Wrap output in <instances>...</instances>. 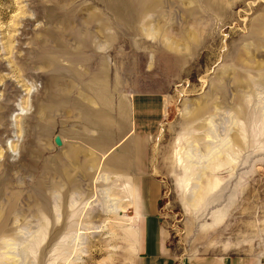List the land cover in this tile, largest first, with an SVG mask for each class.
Segmentation results:
<instances>
[{
    "label": "rangeland",
    "instance_id": "rangeland-1",
    "mask_svg": "<svg viewBox=\"0 0 264 264\" xmlns=\"http://www.w3.org/2000/svg\"><path fill=\"white\" fill-rule=\"evenodd\" d=\"M207 123L232 162L192 207L173 157ZM141 179L174 255L264 264V0H0V262L127 264Z\"/></svg>",
    "mask_w": 264,
    "mask_h": 264
},
{
    "label": "bare ground",
    "instance_id": "bare-ground-1",
    "mask_svg": "<svg viewBox=\"0 0 264 264\" xmlns=\"http://www.w3.org/2000/svg\"><path fill=\"white\" fill-rule=\"evenodd\" d=\"M235 122L233 124H235ZM209 123L203 126L204 136H201V142L199 137L191 134L190 140L193 139L192 141H194V143H191V141L189 142L187 138H185V140L183 139L184 144H178L179 147L175 151V157H173L176 158L175 164L181 169V171H183L186 177L183 190H189L190 188L193 190L192 195H190V205L192 207L195 205L196 201H198L200 196V189H196L195 186L198 184L201 188L202 176L209 175L211 179L214 170L220 169L226 163L232 162L228 157V152L231 150V147L228 146L230 142L229 138L221 137L218 130H215ZM239 131H241L240 128ZM225 132L227 131H224V133ZM111 164L113 169L116 167L118 170L124 171L127 166V159H112ZM112 175L103 171L96 179L100 183L98 185V195L101 203L105 205L108 212L115 213L118 207L121 206L124 198L127 197V195H131L132 186L130 185L127 176H123L119 172ZM210 179L208 181L209 183ZM210 185L212 186V184ZM212 187H209L208 190ZM218 220L219 218H215V222ZM41 241L42 239L40 237L27 240L25 243L26 245L18 248L14 253V257L12 255L13 260L10 264H21L31 253L36 251V246L39 245ZM18 253H20L19 255L22 253L21 257L18 256ZM16 256H18V258H16ZM0 264H6V262H0Z\"/></svg>",
    "mask_w": 264,
    "mask_h": 264
},
{
    "label": "crops",
    "instance_id": "crops-1",
    "mask_svg": "<svg viewBox=\"0 0 264 264\" xmlns=\"http://www.w3.org/2000/svg\"><path fill=\"white\" fill-rule=\"evenodd\" d=\"M142 181V182H141ZM138 180L140 189L141 219L138 221V236L134 244V252L129 255L127 264H257L256 261L236 255H205L179 258L170 248V233L159 221L154 210L153 190Z\"/></svg>",
    "mask_w": 264,
    "mask_h": 264
},
{
    "label": "water",
    "instance_id": "water-1",
    "mask_svg": "<svg viewBox=\"0 0 264 264\" xmlns=\"http://www.w3.org/2000/svg\"><path fill=\"white\" fill-rule=\"evenodd\" d=\"M53 140H54V143H55L56 146H61L62 145V141H61L59 135H55Z\"/></svg>",
    "mask_w": 264,
    "mask_h": 264
}]
</instances>
